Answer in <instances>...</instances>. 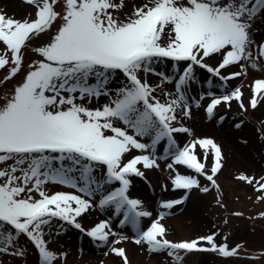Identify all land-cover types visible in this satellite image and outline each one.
<instances>
[{
	"label": "snow or ice",
	"instance_id": "obj_1",
	"mask_svg": "<svg viewBox=\"0 0 264 264\" xmlns=\"http://www.w3.org/2000/svg\"><path fill=\"white\" fill-rule=\"evenodd\" d=\"M24 2L35 7V19L21 21L0 13V69L12 65L5 81L22 71L23 50L33 38L47 33L58 19L62 23L48 43L34 48L40 59L28 65L23 81L0 107V165L11 162L0 168V252L22 256L17 241L23 236L38 250L42 264H55L60 257L47 248L45 226L56 219L85 231L77 218L88 212L102 193L99 206H113L117 215L122 214L121 224L137 228L134 243L146 245L149 252H166L177 264L183 260L181 253L237 255V249L218 246L214 234L192 241H170L161 223L164 213L146 230H140L141 218L151 213L142 210L140 201L130 198L128 191L130 177H144L138 166L159 168L158 160L169 156L173 160L167 165L169 169L175 171L173 164L185 166L219 190L215 177L223 167L220 147L203 138L176 148L175 133L191 134L188 128L174 126L177 109L191 117L186 88L196 67L225 84L245 74L243 62L252 61L251 66L256 67L252 31L257 19H264V0H147L134 6L125 18L121 11L124 0H62L59 11L61 0ZM257 48L255 59L264 58V43ZM217 56L220 62L213 67L208 59ZM166 60L173 62L175 81L152 67ZM181 62H186L182 71ZM233 65L241 71L221 74ZM142 72L174 82L175 96L161 103L155 95L157 88L141 77ZM208 95L212 97L206 107L209 118L219 105L230 107L233 100L241 110H247L239 88L220 97ZM101 97H107L108 103L89 107ZM204 98L201 95V100ZM262 100L264 80H258L251 108ZM144 138H150V144L142 142ZM162 142L166 144L163 156H157ZM197 148L203 150L205 162L211 154L210 173L205 171ZM133 150L147 154L127 158ZM97 172L102 175L98 177ZM237 179L255 183L256 191L264 193V177L239 175ZM49 183L69 187L80 195H49L44 190ZM113 184L117 186L104 191ZM172 185L185 193L210 190L201 187L198 179L180 174L175 175ZM33 192L40 198L34 199ZM186 198L163 202L161 207L170 210ZM86 234L104 244L109 243L110 235L117 236L107 221ZM124 239L121 236L112 243L120 244ZM202 243L210 247H201ZM111 251L128 264L123 248L112 247Z\"/></svg>",
	"mask_w": 264,
	"mask_h": 264
},
{
	"label": "rangeland",
	"instance_id": "obj_2",
	"mask_svg": "<svg viewBox=\"0 0 264 264\" xmlns=\"http://www.w3.org/2000/svg\"><path fill=\"white\" fill-rule=\"evenodd\" d=\"M146 2L147 0H124L125 9H121L124 13L122 18H125L134 6H141ZM61 6L62 0L57 5V11ZM35 11V7L25 3L24 0H0V13L17 20L31 21L35 19ZM61 23L58 19L47 33L41 34L39 38H33L31 45L23 50L22 71L15 77L8 81L4 80L12 67L11 64L0 69V81H2L0 82V107H3L5 103L4 98L10 97L14 93V88L23 81L29 70L28 65L40 59L34 48L48 43ZM252 38L256 42L251 49L256 63L255 68L251 66L252 61L243 62L245 74L230 79L225 84L219 78L196 67L194 79L186 88L191 117L184 116L182 108L177 109V121L174 126L188 128L191 134L175 133L176 148L183 149L185 145L203 138L212 139L220 147L223 167L215 177L219 190L203 176H199L185 166L173 164L175 171L169 169L167 165L173 163L171 156L167 159H159V168L143 169L142 166H138L144 172L143 178L130 177L129 197L140 201L141 209L151 213L150 217L141 218L140 230H146L161 213H164L161 223L165 226L166 238L170 241H192L214 234L215 243L218 246L227 245L229 250H238L237 255L231 257H224L216 251L181 253L183 260L180 264H264V199H259L264 193L256 191L255 183L250 185L237 179L239 175L256 179L264 177V100L260 101L255 109H252L249 103L253 96L254 83L264 80V58L255 59L259 54L257 45L264 43V19H257ZM0 54H3L2 46H0ZM219 62V56L215 59H208V63L213 67L218 66ZM185 63L181 62L179 66L181 71ZM172 65V61L166 60L153 64L152 67L156 72L172 77L175 81L177 73ZM239 71L241 68L233 65L221 70V74L229 76ZM140 75L151 86L157 88L155 95L161 103H167L175 96L174 82L168 83L163 76L152 73L142 72ZM116 86L119 87V83ZM236 88L243 93L242 100L247 110H241L239 103L233 100L230 107L225 104L219 105L213 116L209 118L206 107L210 104L212 97L208 93L220 97L231 93ZM166 92L171 96H165ZM201 95L205 97L202 100ZM105 103H108V98L101 97L99 101L93 100V104L89 107ZM197 103L199 107L196 106ZM221 117H223L222 120ZM237 124L240 127H237ZM142 142L150 144L151 141L150 138H144ZM165 146L166 144L162 142L157 147V156H163ZM196 152L201 162L205 163V171L210 173L211 154L205 162L203 150L197 148ZM141 154L147 153L133 150L127 158ZM10 163L9 161L5 165H0V168ZM177 174L192 176L199 180L201 187H208L210 190L207 193L199 189H193L190 193L174 190L172 180ZM96 175L99 177L102 173L97 172ZM116 186L115 184L107 185L104 191ZM44 190L49 195L57 192L80 195L74 189L53 183L45 185ZM101 194H98L92 201L93 207L77 218V222L85 231H80L73 225L56 219H53L50 225L45 226L44 238L47 248L60 257L55 264H105L107 261L110 264H124L122 258L112 253V247L125 250L128 264H177L166 252H149L146 245L134 243L137 228L131 223L121 224L123 215H117L113 206L101 208L99 206ZM32 196L34 199L40 198L36 192H33ZM185 196L187 198L183 203L170 210L161 207L163 202L180 200ZM173 219L179 227L174 225L176 222L172 223ZM105 221L110 225L111 231L117 233V236L110 235L109 243L95 241L83 234ZM121 236L126 239L120 244L112 243ZM200 246L210 247L204 243ZM17 249L23 250L22 256L0 252V264H42L38 250L26 237H20L17 241Z\"/></svg>",
	"mask_w": 264,
	"mask_h": 264
},
{
	"label": "bare ground",
	"instance_id": "obj_3",
	"mask_svg": "<svg viewBox=\"0 0 264 264\" xmlns=\"http://www.w3.org/2000/svg\"><path fill=\"white\" fill-rule=\"evenodd\" d=\"M175 222H176V220H175V219H173V220H172V223H175ZM177 224H178V223L176 222L174 225H176V226H177ZM177 227H179V225H178ZM126 228H127V227H125V231H127V229H126ZM182 237H184V236H182ZM134 240H135V239H134ZM128 248H129V247H128ZM105 264H110V262H108V261H107Z\"/></svg>",
	"mask_w": 264,
	"mask_h": 264
}]
</instances>
